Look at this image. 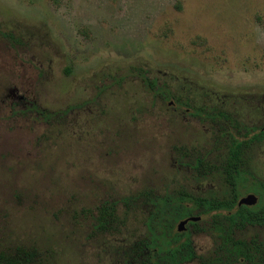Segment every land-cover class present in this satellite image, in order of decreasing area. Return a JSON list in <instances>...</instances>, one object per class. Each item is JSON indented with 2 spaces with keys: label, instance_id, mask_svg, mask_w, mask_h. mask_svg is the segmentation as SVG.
<instances>
[{
  "label": "rangeland",
  "instance_id": "374dc122",
  "mask_svg": "<svg viewBox=\"0 0 264 264\" xmlns=\"http://www.w3.org/2000/svg\"><path fill=\"white\" fill-rule=\"evenodd\" d=\"M3 33L18 43L0 35V248H34L40 264H123L147 216L125 198L228 194L225 143L182 103L264 128V0H0ZM20 97L74 109L47 122ZM248 164L264 182V142ZM114 201L124 226L99 235L97 210ZM193 239L212 253L210 234Z\"/></svg>",
  "mask_w": 264,
  "mask_h": 264
},
{
  "label": "trees",
  "instance_id": "16d2710c",
  "mask_svg": "<svg viewBox=\"0 0 264 264\" xmlns=\"http://www.w3.org/2000/svg\"><path fill=\"white\" fill-rule=\"evenodd\" d=\"M53 2L58 4L59 0ZM0 35L18 43L10 34ZM142 79L149 89H154L155 83L146 72ZM164 97L166 100L173 99L172 95ZM17 104L23 108V115L34 113L47 122L74 109L70 107L62 113L53 114L22 97L18 98ZM182 104L191 110L195 119L212 126L218 144L221 141L225 143L226 153L220 162V170L229 192L219 198L194 195L185 189L162 196L146 191L135 198L123 199L121 202L125 206L141 204L147 216L144 221L146 232L119 250L120 259L123 264H188L195 260H199L200 264H264V182L257 179L248 167V151L252 145L264 142V128L259 132L256 128L250 129L219 106ZM210 162L209 154L199 156L194 160L195 170L209 168ZM249 194L258 197L257 204L239 206L240 199ZM118 203L106 202L98 208L94 225L97 234L120 233L124 223L117 214ZM198 217H207V220L190 221L186 230L179 232L178 225L182 221ZM249 229H255L257 233L246 239L243 234ZM199 233H207L214 238V249L207 256L196 253L193 237ZM0 264H40V255L36 249L25 246L14 250L0 248Z\"/></svg>",
  "mask_w": 264,
  "mask_h": 264
},
{
  "label": "water",
  "instance_id": "95a60500",
  "mask_svg": "<svg viewBox=\"0 0 264 264\" xmlns=\"http://www.w3.org/2000/svg\"><path fill=\"white\" fill-rule=\"evenodd\" d=\"M258 202V197L254 194H249L247 195L246 197H243L242 199H240L239 201V206H254L256 205ZM201 218L198 217V218H190V219H187V220H184L182 221L179 225H178V230L179 232H183L186 230V226L187 224L192 221V222H197L199 221Z\"/></svg>",
  "mask_w": 264,
  "mask_h": 264
}]
</instances>
